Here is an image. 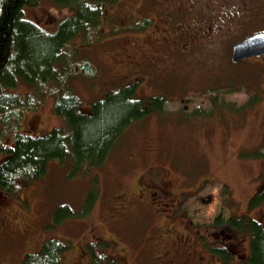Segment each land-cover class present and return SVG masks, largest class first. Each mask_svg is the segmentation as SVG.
<instances>
[{"label":"rangeland","instance_id":"rangeland-1","mask_svg":"<svg viewBox=\"0 0 264 264\" xmlns=\"http://www.w3.org/2000/svg\"><path fill=\"white\" fill-rule=\"evenodd\" d=\"M124 1L130 13L127 18L147 20L148 25L119 32L112 40L99 43L98 48L92 50L100 65L99 77L89 76V72L71 81L91 98V102L103 98L118 83L141 77L140 84L146 81L138 85L137 90L167 93L163 108L169 112L178 111L175 117L182 120L175 122L169 114L160 120L151 114L137 121L129 133L125 132L104 167L91 165L88 171L78 173L72 166L62 163L57 166L59 163L52 160L46 175L26 185L18 198H6L0 192V264H21L26 253L39 250L54 236L72 240L75 245L73 260L78 264H82L85 256L78 250L77 243L96 238L112 243L108 251L120 260V264H182V259L171 248L172 245L181 247L179 231L182 226L176 225L175 230L172 229L174 225L170 228L172 219L164 215L170 214L163 210L164 205L161 210L158 204V172L165 190L172 189L171 185L177 181L182 187L187 186V181L205 180L203 194L208 201L194 205L204 217H212L222 208L226 184L235 196L230 199L233 200L231 204L237 209H250L247 201L240 200L245 198L244 192L256 188L264 175H260L264 173V157L258 155L264 152V98L246 112H236L235 107L227 106L216 107L211 116L203 114L197 118L190 114L195 108L210 110L209 96L216 90L204 92V88L207 84L213 85L217 76L231 86L232 79L225 80L230 75L224 73L229 66L225 58L227 48L231 44L233 48L240 41L237 39L264 31V0H182L174 4L180 9L188 6L186 15L174 14L168 8L164 10L162 0H157L156 7L152 0ZM72 12L73 8L61 7L55 0H41L39 5L27 9L26 17L54 31ZM117 17L120 22L127 19L123 14ZM119 21L115 23L121 25ZM203 28L207 33L191 34ZM175 29L181 36L170 32ZM154 36L160 41L169 38L173 48L179 45V52L173 53L172 58L165 57L160 46H155ZM245 59L242 62L251 63L245 74L252 80L251 75L258 72L254 67L264 68V55ZM240 80L246 81L243 77ZM20 88L27 91L30 85L23 82ZM228 88L222 87L224 93L218 95L224 103L243 104L251 94L245 84L240 90L227 93ZM15 90L20 91L18 87ZM28 112L32 113V134H43L62 123L51 96L44 105ZM142 140L153 147L150 159L143 155L146 146L141 145ZM94 178L98 183L92 180ZM141 178L144 187L140 185ZM149 178L156 185L152 184L150 191ZM98 185L105 189L103 195L98 192ZM189 185L188 188L195 187ZM90 191L98 193L94 209L82 218L71 215L66 219L72 221L66 224L68 228H62L63 220L55 216L58 206L68 204L70 209L83 212ZM114 193L121 194V198L116 199ZM141 202L156 203L159 209L151 218L146 217ZM118 203L122 208L117 205L119 212L116 214L114 207ZM263 210H256V216L262 217ZM158 232L168 234L163 245L157 242Z\"/></svg>","mask_w":264,"mask_h":264},{"label":"trees","instance_id":"trees-1","mask_svg":"<svg viewBox=\"0 0 264 264\" xmlns=\"http://www.w3.org/2000/svg\"><path fill=\"white\" fill-rule=\"evenodd\" d=\"M40 2L0 0V192L10 199L18 198L26 185L46 175L48 163L52 160L59 163L57 166L61 163L66 167L70 165L78 173H83L91 165L104 167L120 138L146 115L158 113L163 117L169 114L175 122L182 120L175 117L178 111L169 112L163 108L164 98L159 95L151 97L153 104L145 107L143 100L135 98L136 84L119 86L120 83L119 87L107 91L103 98L90 102L91 98L71 81L89 72V76L99 77L100 65L92 51L98 48L99 43L112 40L119 32L148 25L147 20L127 18L130 13L124 0H55L61 7L73 8V12L63 18L54 31L26 17L27 9ZM118 14L125 15V22L117 19ZM117 20L121 25L115 23ZM229 40L235 41L232 38ZM231 46L226 51L229 66L224 73L230 75L225 80L229 82L231 78L236 81L229 82L232 83L230 86L224 84V80L220 81L219 76L215 78L212 75L216 81L204 88V92L216 90L209 96L212 107L210 110L195 108L192 113L189 112L190 116H211L216 107L227 106L235 107L236 112H246L263 100L264 68L254 67L258 72L255 76L251 75L252 80H248L245 72L251 68V63L242 62L246 59L233 62ZM242 77L246 81L240 80ZM23 82L30 85L29 90L20 88ZM235 82L236 85L233 84ZM243 84L251 91L243 104L236 101L224 103L218 96L224 93L222 87H229L225 91L228 93L240 90ZM252 84L256 90L251 87ZM15 87L20 91H16ZM49 96L53 98L54 110L62 123L43 134H32V113L28 110L41 107ZM258 155L264 157V152L260 151ZM261 177L255 190L264 185V175ZM92 180L98 183V179ZM190 183L187 181V184ZM140 185L144 187L142 180ZM98 187V192L103 195L105 189L101 185ZM91 193H95L93 197ZM114 194L116 199L122 196ZM97 198V191H90L83 212L70 209L68 204H60L55 216L57 220H63L61 227L68 228L66 224L72 221L66 219L71 215L75 214L73 217L78 218L87 216L96 206ZM117 205L120 203L114 207L116 214L119 212ZM262 205L264 188L251 202L252 208ZM119 207L122 208L121 205ZM252 233V253L248 263L264 264V226L260 221L252 220ZM77 244L78 250L85 256L82 264H120V260L108 251L112 243L107 240L96 238ZM74 250L72 240L54 236L47 239L39 250L26 253L21 264H78L73 260Z\"/></svg>","mask_w":264,"mask_h":264},{"label":"flooded vegetation","instance_id":"flooded-vegetation-1","mask_svg":"<svg viewBox=\"0 0 264 264\" xmlns=\"http://www.w3.org/2000/svg\"><path fill=\"white\" fill-rule=\"evenodd\" d=\"M155 3V7L157 6V0H152ZM164 10L167 8L172 13H183L188 14L189 8L187 6H181V9L174 4L181 2L182 0H162ZM175 1V3H173ZM172 8V9H171ZM198 9V7H196ZM204 27V26H203ZM203 31L196 30L195 33L191 34H203L207 33L206 30L199 29ZM170 32L174 35L181 36L178 31L175 29L170 30ZM174 35H172L174 37ZM154 39L156 37L154 36ZM153 42V41H152ZM155 46H160V50L163 51L165 57L172 58L173 53L179 52V45H175L172 47V42H170L169 38H166L163 41L159 39L154 41ZM182 52H186L182 50ZM241 61V60H240ZM239 62V61H238ZM141 77L134 78L132 80H128L127 82H120L116 86L122 85H131L136 84L135 89V98L139 100H143L145 103V107L149 104H153L151 97H155L159 95L161 98H168L167 93L165 92H146L144 88L141 91L137 90L138 85L141 86L143 82L140 84ZM138 80V81H137ZM118 86V87H119ZM117 88V87H116ZM144 90V91H143ZM142 102V101H141ZM157 112V111H155ZM155 117L160 120L162 119L161 114L154 113ZM149 116V115H146ZM145 116V117H146ZM135 125V124H134ZM138 126H141L139 123ZM141 145H145L146 149L143 151V155H148L147 159H150V153L153 151V147L146 143V141H141ZM201 177L199 176L198 179ZM205 179V177H203ZM157 185H160V191L158 192L156 199L158 203L163 209V205L165 208L163 210H167L170 214H164L166 218L172 219L170 228L173 226V230H175L176 225L182 226V231H179V234L182 235L181 247L171 246L172 249H175V255L178 256L181 260L182 264H249V258L251 256V242H252V220H258L264 226V210L262 211L263 216L257 217L256 210L264 209V205L257 206L252 208L251 202L257 193L261 192L264 188L258 187L256 190L250 192H244L245 198H241L240 201H247L250 205V209L248 207H241L237 209L231 204L233 200H230L232 197H235L233 193H230L229 187L226 184V188H224L223 192L226 193V197L222 200L224 203L222 208L214 214L212 217H204L197 208H194L198 202L208 201V197H204L203 191L205 189V180L200 179L201 181L190 183L194 184V188H188L189 184H185L187 186L179 187L178 181L176 184L171 185L172 189L165 190L160 184V179L162 176L160 172H158L157 176ZM142 180V178L140 179ZM152 183L148 184L149 191L153 189V180L149 178ZM187 181V180H186ZM264 182V179H263ZM153 184V185H152ZM168 185V184H167ZM145 186V185H144ZM234 199V198H232ZM151 200V199H150ZM142 211L144 216L151 218L152 214H154L155 210H158V205L150 204L148 202H141ZM145 219V218H144ZM143 219V220H144ZM157 242L163 243L168 239L167 233H159L156 235ZM160 245L159 248L162 246ZM159 251V250H158Z\"/></svg>","mask_w":264,"mask_h":264},{"label":"water","instance_id":"water-1","mask_svg":"<svg viewBox=\"0 0 264 264\" xmlns=\"http://www.w3.org/2000/svg\"><path fill=\"white\" fill-rule=\"evenodd\" d=\"M264 54V32L259 31L248 35L235 43L232 48V61L238 62L244 58Z\"/></svg>","mask_w":264,"mask_h":264}]
</instances>
